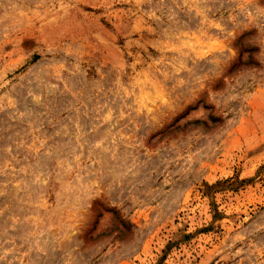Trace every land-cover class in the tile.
Masks as SVG:
<instances>
[{
	"label": "rangeland",
	"instance_id": "1",
	"mask_svg": "<svg viewBox=\"0 0 264 264\" xmlns=\"http://www.w3.org/2000/svg\"><path fill=\"white\" fill-rule=\"evenodd\" d=\"M0 264H264V0H0Z\"/></svg>",
	"mask_w": 264,
	"mask_h": 264
}]
</instances>
